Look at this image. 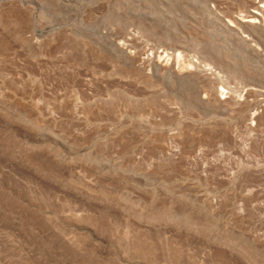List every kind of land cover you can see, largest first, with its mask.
<instances>
[{
	"label": "rangeland",
	"instance_id": "rangeland-1",
	"mask_svg": "<svg viewBox=\"0 0 264 264\" xmlns=\"http://www.w3.org/2000/svg\"><path fill=\"white\" fill-rule=\"evenodd\" d=\"M253 3L0 0V264H264Z\"/></svg>",
	"mask_w": 264,
	"mask_h": 264
},
{
	"label": "bare ground",
	"instance_id": "bare-ground-1",
	"mask_svg": "<svg viewBox=\"0 0 264 264\" xmlns=\"http://www.w3.org/2000/svg\"><path fill=\"white\" fill-rule=\"evenodd\" d=\"M212 1L213 0H209V2H212ZM253 2L254 1L252 0V3ZM261 3H262V5L259 7L255 3H253L252 7H251L252 11H248L246 13V15L243 17V19L239 20L237 22V25H239V27L245 29V31L249 32V34H252L254 37H256L257 39H255V40H257L258 43L263 44L262 42H264V0H262ZM260 41H262V42H260ZM257 45L258 44L256 43V47L251 46L250 50H251V52L255 53L256 55H261V53L258 52L259 48L257 47ZM174 56L177 58V60L182 59V57H183V55L181 53H173L172 52V53H170L169 58L170 57L173 58ZM154 66L156 67V65H154ZM203 68H204L203 70L205 72L209 71L208 74L213 75L214 78H216V77L219 78L218 73H216L215 71H212L208 66L204 65ZM173 70L174 69L172 67L171 68L169 67V68H166L164 71L167 74H173L174 73ZM221 100H225V99L222 98ZM234 103H235L234 98L230 97V98H228V100L223 101L221 103V105L231 106V105H234Z\"/></svg>",
	"mask_w": 264,
	"mask_h": 264
}]
</instances>
